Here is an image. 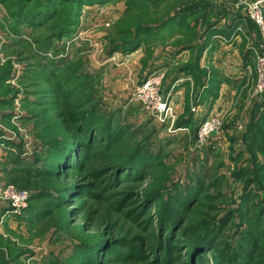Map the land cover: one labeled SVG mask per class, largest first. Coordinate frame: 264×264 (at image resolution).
Masks as SVG:
<instances>
[{
  "label": "rangeland",
  "instance_id": "374dc122",
  "mask_svg": "<svg viewBox=\"0 0 264 264\" xmlns=\"http://www.w3.org/2000/svg\"><path fill=\"white\" fill-rule=\"evenodd\" d=\"M250 1L0 0V264H229L243 251L264 264V28ZM231 55L243 68L229 73ZM151 83L163 108L145 101Z\"/></svg>",
  "mask_w": 264,
  "mask_h": 264
},
{
  "label": "crops",
  "instance_id": "0c3cea01",
  "mask_svg": "<svg viewBox=\"0 0 264 264\" xmlns=\"http://www.w3.org/2000/svg\"><path fill=\"white\" fill-rule=\"evenodd\" d=\"M232 11L235 12L234 10H232ZM230 22H231V20L228 19L227 24H223V25L224 26L225 25H229ZM223 23H225V20H223ZM222 34L223 33H217V35H220V36H223ZM235 37L236 36H233V37H230V38H235ZM234 42H235V39H232L229 42V44H228V42L227 43H224L221 40H218V41L215 40V43L218 46H220V51H219V48L209 49L208 47H205L202 50V56L200 58V60H201V62H200L201 67L208 66V60L211 58L212 54L213 55H216L215 54V51H217V55H219V53L222 52L223 50L228 51V50H231V48L232 49L235 48L234 45H236L237 43H234ZM186 53H190V52H186ZM185 55H187V54H185ZM207 58H208V60H207ZM222 68L223 69L225 68V71H227L229 73H231L230 72L231 69L234 68L235 69L234 72H236L237 69L241 70L243 68V62L241 60H238V59L233 58V56L231 55V57H229V58L227 57L226 61H223V65H221V68L220 69H222ZM184 74H186V75H184ZM176 75H177L176 78L174 79V81H172V90L169 91V93L171 94L170 97H171V99H174V101L176 99H184L185 98V96H186V93H185L186 86H192V82L191 83H188V81H186V80H188V79L189 80H192L195 77L194 76L195 75V71H190L189 70L187 73H178ZM201 82H203V84L204 83L205 84L207 83V86H211V84H213V81L210 80V81L207 82V81H205V78ZM235 82H237V81H235ZM233 83H234V81H233ZM228 86H229L228 83H226V82L222 83V85H221V87L219 89L220 94L218 96H230V95H227V91L231 89ZM203 97H205V100H204L203 103L200 104V107L202 105H204L205 103H207V101H210V102L212 101V99L209 98L210 100H208V98L206 99V97H213V96L210 93L206 92L203 95ZM219 99H221V97L218 98V99H216L215 101L217 102ZM226 105H227V103H226Z\"/></svg>",
  "mask_w": 264,
  "mask_h": 264
},
{
  "label": "built area",
  "instance_id": "2783aa9c",
  "mask_svg": "<svg viewBox=\"0 0 264 264\" xmlns=\"http://www.w3.org/2000/svg\"><path fill=\"white\" fill-rule=\"evenodd\" d=\"M251 16L254 21L261 27L264 28V10H263V1L261 0H252L249 3ZM257 62V72L259 75L258 90L264 92V53L258 56ZM143 94L145 96V101H149L150 105L153 104L155 108H163L164 104L161 101L160 95L158 93V88L152 83L143 89ZM218 127L217 121L215 118H211L206 121L205 125L200 129L199 137L200 140L205 139L213 130H216Z\"/></svg>",
  "mask_w": 264,
  "mask_h": 264
},
{
  "label": "trees",
  "instance_id": "16d2710c",
  "mask_svg": "<svg viewBox=\"0 0 264 264\" xmlns=\"http://www.w3.org/2000/svg\"><path fill=\"white\" fill-rule=\"evenodd\" d=\"M172 198L173 199H171V198L167 199L166 203H165V206L168 209V214H167L168 218L165 221H163L164 222L163 225H164V227L167 228V230H169V228H171V226H174L177 219L179 218V212H180L179 207L176 205L177 201L180 197L175 195V196H172ZM204 239L207 241L208 245L211 243L210 239L209 240L207 238H204ZM246 241L248 243H250L249 240H246ZM202 242L204 243L205 241L204 240L199 241V245L202 246L203 245ZM244 253L247 254L246 251L241 252L239 255L236 256L235 259L230 260L231 262L229 264H246V262H245L246 257L244 255Z\"/></svg>",
  "mask_w": 264,
  "mask_h": 264
},
{
  "label": "water",
  "instance_id": "95a60500",
  "mask_svg": "<svg viewBox=\"0 0 264 264\" xmlns=\"http://www.w3.org/2000/svg\"><path fill=\"white\" fill-rule=\"evenodd\" d=\"M213 134H215V132Z\"/></svg>",
  "mask_w": 264,
  "mask_h": 264
}]
</instances>
